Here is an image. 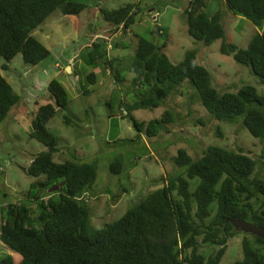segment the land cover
Here are the masks:
<instances>
[{"label": "trees", "instance_id": "obj_1", "mask_svg": "<svg viewBox=\"0 0 264 264\" xmlns=\"http://www.w3.org/2000/svg\"><path fill=\"white\" fill-rule=\"evenodd\" d=\"M100 1L89 9L82 0H0V59L10 62L20 55L26 66H38L50 52L32 33L55 12L73 17L89 9L99 15L104 26L99 28L102 35L90 27L93 37L82 56L83 62L89 67L105 66L116 83H124L119 66L134 76L131 87L136 100L122 112H127L126 117L139 134L145 132L148 138H155L173 123L174 117L165 112L161 118L146 123L137 122L131 113L159 108L167 98L179 93L182 83L188 80L202 107L216 121L242 120L243 127L261 144L258 160H264V96L251 86L219 94L211 86V73L198 63L194 51L173 64L166 55L167 43L160 46L132 33L141 12L139 4L107 9ZM188 1L184 11L188 36L207 46L221 41L220 53L251 68L264 84V0H208L207 5L205 0ZM221 4L256 28L244 49L226 41ZM122 33L130 34L132 53L126 59L118 56L109 60L105 44L96 40L108 42ZM114 48L129 49L126 43L117 42ZM2 69L7 70L8 66L3 65ZM83 74L88 84H95L94 72ZM73 75V79L79 76L75 71ZM71 81L77 83L75 79ZM47 91L53 104L38 106L31 130V137L47 148L33 158L27 170L35 180L23 201L0 202V206L7 204L1 208L0 242L13 252L1 256L0 264H220L228 242L242 232L231 221L242 220L264 228V201L256 209L253 201L264 197V180L252 177L257 160L242 149L233 151L210 145L197 159L179 149L174 159L181 170L178 176L162 179L163 189L147 193L145 200L118 220L89 234L84 198L95 184L96 167L52 161L57 138L47 124L58 111L67 108L69 98L58 79L48 83ZM19 101L0 74V123ZM121 169L118 161L111 166L115 174ZM195 179L198 184L191 191L190 181ZM55 186H59L58 190L50 193ZM244 234L252 241L243 239L242 259L233 264H264V240ZM203 245L215 247L207 258L198 254Z\"/></svg>", "mask_w": 264, "mask_h": 264}, {"label": "rangeland", "instance_id": "obj_2", "mask_svg": "<svg viewBox=\"0 0 264 264\" xmlns=\"http://www.w3.org/2000/svg\"><path fill=\"white\" fill-rule=\"evenodd\" d=\"M89 9L97 0H82ZM107 9H117L127 4H139L141 12L132 26V33L157 45L167 43L166 55L173 64L181 62L187 52L194 51L197 61L212 75L211 86L219 94L237 92L251 86L264 96V84L249 67L237 64L232 56L220 53L221 41L205 45L193 40L187 34L184 11L188 0H101ZM206 5L208 0H205ZM212 5L210 9H212ZM85 10L78 16L65 17L53 13L32 36L42 43L50 56L38 66H26L20 55L12 61L0 59V74L19 96V105L12 108L7 118L0 123V202L11 204L24 200L29 185L35 180L27 170L31 161L47 148L31 137L33 121L38 106L52 103L47 91L52 79L61 81L68 93L69 104L60 110L47 124V129L57 138V151L52 161L62 164L67 161L88 163L96 167V180L92 191L84 198L88 207V233L100 231L106 224L118 220L125 212L145 200L152 188L160 187L162 179L175 177L181 170L174 164L179 149L197 159L210 145L227 150L242 149L246 155L257 160L252 177L264 180V160H258L261 144L243 127L242 120L232 123L216 121L200 104L196 90L186 80L179 93L167 98L157 109L138 110L131 113L137 121L149 122L170 112L173 123L160 131L155 138H148L145 132L139 134L126 111L135 102L131 82L134 76L119 66V76L124 83H116L105 66L89 67L82 56L93 35L90 27L100 34L104 22L96 12ZM210 9H207V11ZM225 10V11H224ZM222 9L226 41L244 49L256 28L246 19ZM211 12H213L211 10ZM228 13L231 17L225 14ZM158 26L160 34H156ZM129 34V33H128ZM121 34L111 41L98 39L105 44L107 58H127L132 53L130 34ZM101 36H99L100 38ZM116 42L126 43V51L114 48ZM126 61V60H125ZM7 65L8 69H2ZM70 66L71 74L66 73ZM73 71L79 76L74 77ZM96 75L94 85L88 84L83 72ZM80 91L84 92V95ZM53 104V103H52ZM123 113V114H122ZM124 116V118L121 117ZM168 133H165V131ZM139 135V137L137 136ZM118 161L121 171L115 174L112 164ZM198 180L190 181L191 191ZM254 201L256 209L264 201ZM215 206V204L213 205ZM0 207V226L3 221ZM252 238L244 233L237 234L228 242L226 253L220 264H233L242 259V242ZM215 247L203 245L198 254L207 258ZM12 254L0 242V257Z\"/></svg>", "mask_w": 264, "mask_h": 264}, {"label": "water", "instance_id": "obj_3", "mask_svg": "<svg viewBox=\"0 0 264 264\" xmlns=\"http://www.w3.org/2000/svg\"><path fill=\"white\" fill-rule=\"evenodd\" d=\"M155 29H156V34L159 35L160 32H159L158 26H156ZM71 69L72 68L70 66L66 67V73L67 74H71L70 73ZM70 79L74 80L72 75L70 76ZM63 185H64V183L61 184V186H63ZM58 188H59V186H55L52 189H50L49 192L50 193L55 192V191L58 190ZM163 188H164V185H161L160 187L152 188L150 193L154 192V191H157L159 189H163ZM231 224L236 230H240V231H242V232H244L246 234H251L253 236H256V237L264 240V228L251 225V224H249V223H247L245 221H242V220H233V221H231Z\"/></svg>", "mask_w": 264, "mask_h": 264}, {"label": "crops", "instance_id": "obj_4", "mask_svg": "<svg viewBox=\"0 0 264 264\" xmlns=\"http://www.w3.org/2000/svg\"><path fill=\"white\" fill-rule=\"evenodd\" d=\"M220 8L223 9V10L225 9V8L222 7V4H221ZM215 10H216V9H215ZM224 11H225V10H224ZM223 13H224V12H223ZM223 15H224V14H223ZM226 15H227L228 17H231L228 13H226L225 16H226ZM223 19H224V17H223Z\"/></svg>", "mask_w": 264, "mask_h": 264}, {"label": "built area", "instance_id": "obj_5", "mask_svg": "<svg viewBox=\"0 0 264 264\" xmlns=\"http://www.w3.org/2000/svg\"><path fill=\"white\" fill-rule=\"evenodd\" d=\"M78 199L81 200L82 198H78ZM6 206H7V204L5 203V204L1 205L0 207L3 208V207H6Z\"/></svg>", "mask_w": 264, "mask_h": 264}, {"label": "clouds", "instance_id": "obj_6", "mask_svg": "<svg viewBox=\"0 0 264 264\" xmlns=\"http://www.w3.org/2000/svg\"><path fill=\"white\" fill-rule=\"evenodd\" d=\"M79 198H82V197H79ZM82 199H83V198H82ZM82 199H81V200H82Z\"/></svg>", "mask_w": 264, "mask_h": 264}]
</instances>
